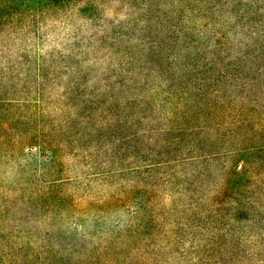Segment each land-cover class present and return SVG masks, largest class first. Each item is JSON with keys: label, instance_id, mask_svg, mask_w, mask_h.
I'll use <instances>...</instances> for the list:
<instances>
[{"label": "trees", "instance_id": "obj_1", "mask_svg": "<svg viewBox=\"0 0 264 264\" xmlns=\"http://www.w3.org/2000/svg\"><path fill=\"white\" fill-rule=\"evenodd\" d=\"M2 81L39 201L134 216L85 264H264V0H0Z\"/></svg>", "mask_w": 264, "mask_h": 264}, {"label": "rangeland", "instance_id": "obj_2", "mask_svg": "<svg viewBox=\"0 0 264 264\" xmlns=\"http://www.w3.org/2000/svg\"><path fill=\"white\" fill-rule=\"evenodd\" d=\"M4 118L12 121L11 104H0V119ZM4 137L0 132V264H85L92 248L119 237L120 229L113 224L133 223L134 216L119 209L112 211L113 219L100 221L96 228L89 213L83 217L84 228H79L78 214L51 205L50 199H38L45 186L38 181L50 179L48 157L27 149L12 156V122ZM49 192L54 197L62 189Z\"/></svg>", "mask_w": 264, "mask_h": 264}]
</instances>
